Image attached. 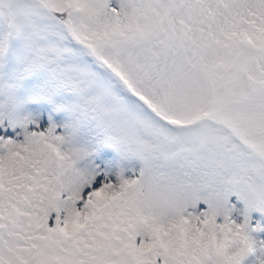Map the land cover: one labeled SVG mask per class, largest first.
I'll return each instance as SVG.
<instances>
[{"label":"snow or ice","instance_id":"6c2138e0","mask_svg":"<svg viewBox=\"0 0 264 264\" xmlns=\"http://www.w3.org/2000/svg\"><path fill=\"white\" fill-rule=\"evenodd\" d=\"M0 264H264V0H0Z\"/></svg>","mask_w":264,"mask_h":264}]
</instances>
